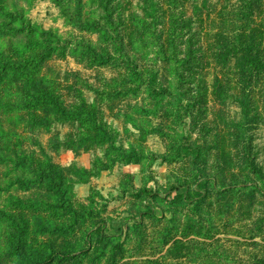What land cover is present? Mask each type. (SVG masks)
Segmentation results:
<instances>
[{"label": "rangeland", "instance_id": "rangeland-1", "mask_svg": "<svg viewBox=\"0 0 264 264\" xmlns=\"http://www.w3.org/2000/svg\"><path fill=\"white\" fill-rule=\"evenodd\" d=\"M250 1L0 0V264H264Z\"/></svg>", "mask_w": 264, "mask_h": 264}, {"label": "trees", "instance_id": "trees-1", "mask_svg": "<svg viewBox=\"0 0 264 264\" xmlns=\"http://www.w3.org/2000/svg\"><path fill=\"white\" fill-rule=\"evenodd\" d=\"M261 1L262 0H256V1H252V2L250 1L249 2L251 4L252 10L248 13V15H250V16L254 15L257 17L258 12H259L258 16L259 15L261 16L264 14V9L261 8V6L263 5ZM6 27H7L6 25L0 26V34L6 35L8 33V32H6ZM243 37L244 36H241V39ZM243 43H246V45L241 47V48H238L236 45H234L232 49H230V47L224 48L223 49L224 52L222 54H218V55L219 56L221 55L222 58L226 57L225 61H230L231 57L236 56V54L238 52H242L243 56H245L247 58H251L250 61L253 63V65H252L253 71L255 73V76L257 78H259V84L261 85L260 88H263L264 87V29L263 30L260 29L257 32L253 31L252 35L249 34L247 36V40H243ZM87 51L89 54H92L93 56L96 57L98 63L106 64V60L103 59L102 57L98 56L91 48L87 47ZM243 56H241L242 60L240 59V61L238 62L239 67H244L243 63L245 61H244ZM22 68L24 69V67L17 66L15 64L9 62V60L6 59L3 56V54L0 53V84L7 82L8 74H10V73L17 74L20 72V69H22ZM260 81H262V82H260ZM154 83H155V81L150 82L151 87ZM43 95L47 96L48 93L44 92ZM49 96H51V94H49ZM51 97H49V98H51ZM42 103H49V104H53V105L55 104L56 109H58L60 111H64L63 107L55 99H52V98L51 99H42ZM84 112H85V115L87 117H89L93 123V119H92L93 117H92L91 113L88 110L84 111ZM100 130H103V129H100ZM103 135H105V133ZM105 138H106V136H105ZM22 160L23 159L19 158L18 162L14 161L12 159L10 161H12L16 165V167H20V166L22 168L27 167L25 162ZM7 161H9V160H7V158H1L0 157V165L5 164ZM207 182H208V180L204 184H200V187L207 190L208 189L207 188L208 187ZM52 183H55V180H53ZM198 196L201 197L202 195L200 194ZM188 197L186 196V198H188ZM61 203L65 204V201H62Z\"/></svg>", "mask_w": 264, "mask_h": 264}]
</instances>
